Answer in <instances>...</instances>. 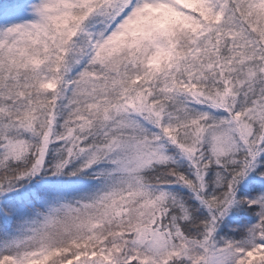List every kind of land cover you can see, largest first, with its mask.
I'll list each match as a JSON object with an SVG mask.
<instances>
[{
    "label": "snow or ice",
    "instance_id": "snow-or-ice-1",
    "mask_svg": "<svg viewBox=\"0 0 264 264\" xmlns=\"http://www.w3.org/2000/svg\"><path fill=\"white\" fill-rule=\"evenodd\" d=\"M0 264H264V0H0Z\"/></svg>",
    "mask_w": 264,
    "mask_h": 264
}]
</instances>
